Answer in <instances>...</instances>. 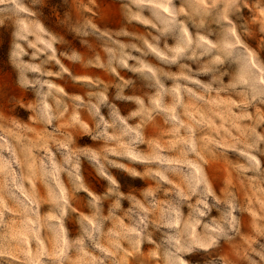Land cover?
<instances>
[{"label": "rangeland", "instance_id": "rangeland-1", "mask_svg": "<svg viewBox=\"0 0 264 264\" xmlns=\"http://www.w3.org/2000/svg\"><path fill=\"white\" fill-rule=\"evenodd\" d=\"M208 2L203 0L205 5ZM219 9L222 5L218 3L202 12L195 0H66L64 3L61 0H39L36 3L33 0H6L0 4V19L4 22L0 26V82L10 90H17L23 84L35 91L63 89L69 96L83 97L98 87L87 81H102L109 92H113L120 82L132 80L135 88L127 86L123 90L128 99L116 104L119 115L127 117L125 123L134 129L129 135L135 136L139 132L142 140L138 144L140 153L156 148L161 155L166 151L176 155L175 149L167 150L166 145L189 132L195 137L194 125L197 123L204 129L201 136L208 140H217V132L223 133L225 129L235 135L234 127H230L225 119L227 102L239 100L237 93L247 98L254 93L259 95V85L240 82L243 67L235 52L228 55L225 49V54L220 57L223 63L210 64L215 53H209L195 43H215L223 38ZM244 16L256 31L255 39L245 38L243 41L249 51V59L254 64L257 59L264 64V49L259 46V29L264 27V0H249ZM228 18L234 19L232 16ZM73 54L79 55L81 61L74 63L68 59ZM113 54L129 57L124 61L127 68H119L113 62L115 74L102 67ZM45 61L47 63H43ZM41 66L52 73L64 67L84 80L68 84L66 75L43 76L35 71ZM205 68L208 72L202 74L201 70ZM225 68L229 70L228 74L221 76ZM225 85H231V91ZM133 112L137 114L131 116ZM232 112L237 113V109L233 108ZM254 112L264 113V106L256 102L255 107L248 109L249 115ZM101 113L109 119L110 109L103 107ZM29 127L31 132L18 133L15 141L9 140L8 146L0 150L3 154V160H0V252L9 253L4 257V264H57L56 253L64 252L65 248L73 264H95L97 259H103L112 252L106 242L97 248L85 241L83 249L77 252L73 242L80 235V226L75 220L42 219L55 215L51 211L49 193L51 191L54 196L57 192H64L68 187V175L65 171L57 173L51 188L49 183L33 178L30 174L33 164L39 165L44 155V149L38 146L42 142L38 138L44 130L32 125ZM47 131L52 132V128ZM221 138L227 139L226 136ZM29 141H34L37 146L29 147ZM18 145L28 148L30 159H24L19 165L13 164L9 173L4 161L9 155L21 161ZM89 147L95 150L94 146ZM49 155L56 156V153L49 148ZM191 166L197 174L201 169L205 175L210 170L219 174L220 186L212 185V191L217 195L224 184L232 180V174L224 164L210 167L195 158ZM136 170L144 171L142 168ZM81 176L84 187L89 191L93 194L100 191V184L104 181L99 180L92 168L82 170ZM16 177L20 179L14 185ZM149 186L141 184L140 188ZM172 186L181 187L176 180L171 185H164L166 188ZM80 195L86 196L87 193L81 191ZM163 197L161 193L159 198ZM21 201L32 202L31 214L21 213ZM73 208L76 209L73 217L89 215L87 207L73 203ZM182 211L187 215V205ZM217 215L213 211L212 216ZM244 215L246 223L234 244H223L222 254L230 264H246L242 254L247 240L260 226L255 221L259 215L256 207ZM123 222L129 223L127 219ZM105 225V230L111 227L107 222ZM121 248L123 251L118 258L125 260L126 264H136L137 258L131 254L130 248L125 244H121ZM141 251L146 255L152 252L153 261L159 255L146 245L141 247Z\"/></svg>", "mask_w": 264, "mask_h": 264}, {"label": "clouds", "instance_id": "clouds-1", "mask_svg": "<svg viewBox=\"0 0 264 264\" xmlns=\"http://www.w3.org/2000/svg\"><path fill=\"white\" fill-rule=\"evenodd\" d=\"M36 2L39 0H33V3ZM195 2L202 12L216 7L218 3L222 5L218 18L222 22L223 38L215 43L195 41L205 51L215 53L210 64H222L220 57L225 54V49L228 55L235 52L243 67L240 82L259 85V95L254 93L247 98L237 93L240 99L229 100L225 106V119L230 127H234L235 135L225 129L223 133L217 132V140H208L201 136L204 129L197 123L194 125L195 137L189 132L166 145L167 150L175 149L176 155H170L168 151L161 155L156 148L140 153L138 144L142 140L139 132L135 136L129 135L134 129L127 126V117H121L116 108L117 103L128 99L123 94L125 87L135 88L132 80L120 82L113 92H109L102 81H87L98 87L83 97L69 96L63 89L35 91L23 84L17 90H10L0 82V141L3 142L0 150L8 146L9 140L15 141L18 133L31 132L29 125L44 130L38 138L42 141L38 146L44 149V155L39 165L33 164L30 174L34 179L49 183L51 188L57 173L65 171L68 187L54 196L50 191L48 200L55 215L42 219L75 220L80 226V235L73 242L77 252L83 249L85 241L97 248L106 242L112 252L103 259H97L95 264H126L125 260L118 258L123 251L121 244L130 248L131 254L137 258L136 264H230L222 254L223 244H234L246 223L244 214L253 207L259 213L255 221L260 226L247 240L242 259L246 264H264V113L248 114V109L255 107L256 102L264 106V64H260L258 59L255 64L252 63L243 42L245 38H256L252 23L244 16L249 0H209L207 5L203 0ZM4 3L6 0H0V4ZM229 16L234 19H229ZM3 23L0 19V26ZM259 32V46L264 49V27ZM108 51L111 52V49ZM128 58L113 54L102 67L106 72L115 74L113 62L119 68H127L124 61ZM68 59L74 63L81 61L77 54ZM35 71L43 76L66 75L68 84L84 80L64 67L56 73L45 71L43 66ZM201 71L207 74L208 69ZM228 71L225 68L220 75H227ZM224 87L229 91L232 89L231 85ZM103 107L110 109L109 119L101 113ZM233 108L237 109V113L232 112ZM136 114L133 112L131 116ZM49 127L52 132L47 131ZM28 145L37 146L34 141H29ZM49 148L56 156L49 155ZM17 150L21 153V161L14 160L12 155L4 161L9 173L13 164L19 165L24 159H30L28 148L18 145ZM195 158L210 167L221 164L228 167L232 180L224 184L219 195L212 191L213 184L220 186L219 174L210 170L205 175L203 169L195 173L191 166ZM0 160H3L2 151ZM241 160L244 162L241 163ZM88 167L95 171L99 180L104 181L97 194L84 187L81 172ZM137 168L144 171H137ZM19 179L16 177L14 185ZM173 180L181 185L179 189L164 187L165 184L171 185ZM141 184L150 186L141 189ZM81 191L87 195L81 196ZM161 193L164 194L163 199L159 198ZM73 203L87 207L89 215L73 217L72 213L76 211ZM20 204L22 214L33 212L31 201H21ZM185 205L189 209L187 215L182 211ZM213 211L218 213L216 217L212 216ZM124 219L129 223L125 224ZM105 222L111 225L107 230ZM53 239L56 240V237ZM144 245L154 248L159 254L154 261L151 259L152 252L146 255L141 251ZM7 255V251L0 252V264H4ZM56 256L57 264H73L66 248Z\"/></svg>", "mask_w": 264, "mask_h": 264}]
</instances>
